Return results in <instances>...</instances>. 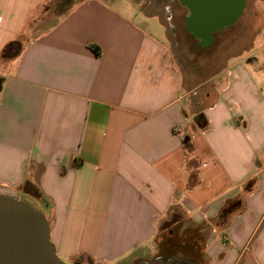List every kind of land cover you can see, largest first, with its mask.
<instances>
[{"label":"crops","instance_id":"obj_1","mask_svg":"<svg viewBox=\"0 0 264 264\" xmlns=\"http://www.w3.org/2000/svg\"><path fill=\"white\" fill-rule=\"evenodd\" d=\"M142 7L0 0V194L38 203L68 264L151 260L178 216L208 227L204 264H264V0L257 45L200 81Z\"/></svg>","mask_w":264,"mask_h":264},{"label":"water","instance_id":"obj_2","mask_svg":"<svg viewBox=\"0 0 264 264\" xmlns=\"http://www.w3.org/2000/svg\"><path fill=\"white\" fill-rule=\"evenodd\" d=\"M189 10L186 30L209 45L212 35L236 22L245 0H179ZM0 264H68L49 239L45 214L23 199L0 194ZM137 264H199L181 255H161Z\"/></svg>","mask_w":264,"mask_h":264},{"label":"rangeland","instance_id":"obj_3","mask_svg":"<svg viewBox=\"0 0 264 264\" xmlns=\"http://www.w3.org/2000/svg\"><path fill=\"white\" fill-rule=\"evenodd\" d=\"M110 2L120 10L127 7V11L136 16V18L134 17L135 21L144 26L154 19L151 16H149L151 18L149 19V17L141 15L142 13L139 11V8L143 4L142 8L145 13L157 14L164 19L169 18L166 23L170 25L167 33L171 51L182 70L194 75V77L196 76L199 81L216 72L224 63L233 59L227 60L228 57L242 53L243 49L248 47V43L251 48L257 45V36L252 37L251 40L249 39L256 24L261 0H245L244 8L236 23L224 28L222 31L214 33L211 43L205 46H198L197 40L186 30L183 19L188 11L177 0H136V2L135 0L133 2L130 0H110ZM56 6H58L57 2H55V11H58L60 8ZM19 199L27 201L34 208L40 210L38 203L31 198L21 195ZM190 226L192 225L189 224V221L182 216H178L173 223L165 228L164 232L166 233L169 228L177 227L174 231H176V237H179L184 230L194 229ZM207 231L208 227L201 228V247ZM200 264H204L202 251Z\"/></svg>","mask_w":264,"mask_h":264},{"label":"trees","instance_id":"obj_4","mask_svg":"<svg viewBox=\"0 0 264 264\" xmlns=\"http://www.w3.org/2000/svg\"><path fill=\"white\" fill-rule=\"evenodd\" d=\"M94 51L96 54L95 49ZM11 54L12 52L10 50V45H8L3 49L2 55L9 56ZM199 120L201 122H204L202 116L197 117V121ZM24 189L27 192L34 193L33 188L29 184H25ZM233 205V203L225 204L221 209L219 216L222 217L229 213L233 208ZM176 228H169L166 233L163 230V232L155 238L156 245L159 248L158 255H181L186 258L196 260L200 263V256L202 251V247L200 245L201 228H195L191 230L186 229L179 237H176V231H174Z\"/></svg>","mask_w":264,"mask_h":264},{"label":"built area","instance_id":"obj_5","mask_svg":"<svg viewBox=\"0 0 264 264\" xmlns=\"http://www.w3.org/2000/svg\"><path fill=\"white\" fill-rule=\"evenodd\" d=\"M173 132L179 136H184V131H183V128L180 127V126H176L173 128Z\"/></svg>","mask_w":264,"mask_h":264},{"label":"flooded vegetation","instance_id":"obj_6","mask_svg":"<svg viewBox=\"0 0 264 264\" xmlns=\"http://www.w3.org/2000/svg\"><path fill=\"white\" fill-rule=\"evenodd\" d=\"M177 1L179 2L180 5H182V4L180 3L179 0H177ZM244 3H245V2H244ZM182 7L185 8V9L188 11V13H189V10H188L186 7H184L183 5H182ZM188 13L184 16V19H185V17L188 15ZM241 13H242V12H241ZM240 15H241V14H240ZM239 17H240V16H239ZM239 17H238V18H239ZM184 19H183V21H184ZM237 20H238V19H237ZM237 20H236V21H237ZM235 23H236V22H235ZM233 24H234V23H233ZM233 24H231V25H229V26H232ZM229 26H227V27H229ZM195 39H196V38H195ZM196 40H197V39H196ZM196 42L198 43V40H197ZM201 46H202V45H201Z\"/></svg>","mask_w":264,"mask_h":264},{"label":"bare ground","instance_id":"obj_7","mask_svg":"<svg viewBox=\"0 0 264 264\" xmlns=\"http://www.w3.org/2000/svg\"><path fill=\"white\" fill-rule=\"evenodd\" d=\"M202 45V44H201ZM202 46H205V45H202Z\"/></svg>","mask_w":264,"mask_h":264}]
</instances>
